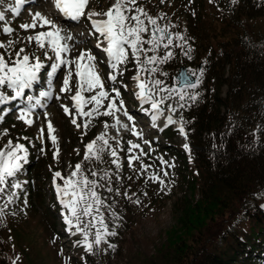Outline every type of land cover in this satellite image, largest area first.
<instances>
[{
    "label": "rangeland",
    "instance_id": "rangeland-1",
    "mask_svg": "<svg viewBox=\"0 0 264 264\" xmlns=\"http://www.w3.org/2000/svg\"><path fill=\"white\" fill-rule=\"evenodd\" d=\"M34 2L26 0L19 15H14L9 11L11 7L15 6V0H3V3H0V11H4L6 17L4 22H0V32L5 26L13 29L10 34H0V44L7 46L9 41L13 42L12 46L7 49L0 48V53L5 55V59H8V52L14 56L15 52L21 48L25 49L24 54L33 52L35 42H30L28 37L47 29L40 28L39 24L35 29L28 30H24L20 26L26 23L31 24L33 15L39 12L57 24L62 30V35L72 37L71 40L66 41L71 47V51L67 55L68 59H75L81 52L88 51L96 57V71L104 83L103 90L109 93V97H115L116 94L112 89L118 88L120 96L116 99L117 107L120 108L121 100L123 107L115 112L114 116L109 117L95 114L92 117L77 116V124L80 127L73 125L71 120L76 110L71 97L76 91L77 77L73 75L70 82L72 91L61 92L60 89L66 74V69L62 67L56 80L54 79L53 99L51 101L45 99L43 101L45 107L33 111L31 125H27L19 119L18 111L6 113L5 109L8 106L0 109V116H3V119L0 120V144L5 138H10L12 142L16 139L18 143L25 144L29 152L28 162L24 164L23 170L17 177L22 189L13 188L10 190L16 193L11 202L9 192L6 191L5 194L0 195V236L6 240V251L9 254L10 264H81L85 256L90 254L87 253L83 245L78 244L83 239V234L75 232V227L69 231L68 226L64 224L62 213H68L59 204L52 180L55 171H60L62 176L68 177L75 169V164L85 155L84 140L87 137L96 138L104 134H106V139L112 146V150L117 152V157L109 156L112 160L117 159L120 164L119 168L115 164L114 166L120 171L121 167L125 168L127 162V170H133L134 182L132 185L138 181L146 180L149 184V191H154L157 196L158 194L160 196V200L154 205L146 203L142 198L139 199V203H134L138 199H130L132 195L129 196V206L135 211L132 216L133 221L122 242V253L117 255L110 264H170L174 252L169 245V233L176 226L177 213L183 208L184 199L190 196L192 198L190 182L197 180V177L192 170L194 165L189 158L184 156L187 151L183 145L188 143V138L185 139V136L178 132L176 124L169 125L164 129L151 128L154 125L151 119V104L141 105L136 93L139 91L138 83H145L154 94L155 99L165 98L160 103L162 115H172L175 120L182 118L185 124L184 108L180 107L181 102L178 95L170 96L167 91H159L160 87L178 89V82L174 78L176 75L166 72L162 67L161 71L167 75H159L158 70L155 73L140 70L130 49L128 50V63L121 64L116 70L111 69L107 55L102 51V47L106 45H102L100 49L95 47L97 39L102 38L98 33L92 34L91 21L86 16L82 17L79 22L72 21L67 25L62 22L61 14L54 8L55 0H34ZM37 2L41 4L36 5ZM114 3L115 0H90L86 12L103 13L108 11ZM182 3L178 0H137V5L143 8L148 15L162 21L160 27L171 33L173 38L177 33L184 36L187 32L189 24L187 17L184 14L179 16L183 11L185 12L184 8L178 7ZM184 3L193 7L194 0H184ZM43 4H46V8L40 9L39 6L41 7ZM192 11L194 12L195 9L193 8ZM101 18L105 17H94V19ZM142 19H145V24L148 23L146 18L142 17ZM247 25L264 30V18L248 22ZM207 28L209 25L205 29ZM142 38L150 39V33H144ZM163 43H166V40L155 51H148L147 55L158 56L157 50L163 48ZM142 47L150 49L151 45L145 44ZM43 51L37 50L36 55L46 65H49L51 62L46 60ZM141 58H145L143 54ZM198 64L194 59H188L186 66L189 71H197ZM147 67L157 68V65H148ZM43 71L46 72L47 68ZM110 75L117 76L115 84L108 79ZM137 75L140 77L139 81L135 79ZM157 79L162 81L158 87L154 86V81ZM43 89H46V77L44 83L38 85L32 93L25 92V96H38L39 90ZM97 91L99 90L84 92L83 95L88 98L96 94ZM223 91L225 93L226 88ZM7 94L11 95V90H7ZM57 96L59 99H56ZM109 102L110 100L102 101L104 107L100 108L101 113L107 109ZM22 106H26V103ZM93 106L92 104L86 105L84 111H89ZM64 107L69 108V113L64 112ZM125 112L134 119L128 120ZM117 119L120 120L121 126L112 127ZM86 121H89L87 128L84 127ZM49 122L52 123L53 134L57 137L56 145H53L48 138L47 125ZM124 124H127L128 128L122 127ZM133 125L140 135L132 133ZM41 129L44 130L43 140L40 139ZM145 141L149 143H145ZM131 144H139L140 148L129 151ZM42 148L44 151H41ZM57 148L59 154L54 157ZM141 149L147 155H143ZM132 156H138L140 159L132 160L130 166L129 158ZM160 157L169 163H174V167L168 169V177L163 176ZM141 164L150 165V167L141 170ZM113 171L110 170V172ZM153 175H159L166 181L165 191H160L159 183L151 179ZM57 183L63 185V180H57ZM140 183L138 186L142 188H137V191L142 192L141 196L147 198L148 194L144 195L147 193L146 188ZM219 224V222H209L208 227L203 230L202 236L210 235L212 232L214 235ZM74 232L75 235L72 234Z\"/></svg>",
    "mask_w": 264,
    "mask_h": 264
},
{
    "label": "trees",
    "instance_id": "trees-1",
    "mask_svg": "<svg viewBox=\"0 0 264 264\" xmlns=\"http://www.w3.org/2000/svg\"><path fill=\"white\" fill-rule=\"evenodd\" d=\"M178 1L183 2L178 7L185 9L179 16L186 15L189 24L185 41L173 39L174 45L183 43L184 49H158V58L167 51L174 53L167 63L157 65L158 74H163L162 67L176 75L187 64L184 51L190 47L191 59L203 64L204 75L195 90L200 93L198 100L184 107L190 146L184 156L194 165L197 180L190 182L192 198L184 199L169 233L174 252L170 264H264V30L247 25L264 18V0L235 4L232 0H194L193 7ZM157 23L161 26L162 21L157 19ZM94 138L87 137L85 144ZM9 140H3L0 150ZM109 156L106 152L102 160H83L81 165L89 179L103 185L97 191L104 203L96 215L97 220L102 215L109 229L117 232L108 238L115 248L102 245L81 264H110L122 253L135 213L129 206L130 195L152 205L160 200L159 194L149 191L146 180L132 185L133 170H127V162L119 171ZM139 182L147 189V198L137 191L142 188ZM113 212L119 219H114ZM209 222L220 224L214 235L202 236ZM97 227L98 223L90 227V239ZM0 264H10L2 236Z\"/></svg>",
    "mask_w": 264,
    "mask_h": 264
},
{
    "label": "snow or ice",
    "instance_id": "snow-or-ice-1",
    "mask_svg": "<svg viewBox=\"0 0 264 264\" xmlns=\"http://www.w3.org/2000/svg\"><path fill=\"white\" fill-rule=\"evenodd\" d=\"M238 0H232V3H237ZM3 3V0H0ZM26 3V0H15V6L11 7L9 11L14 15H19L21 7ZM90 0H55L54 8L58 13L62 14L64 18H69L72 21L79 22L82 17H87L91 21L92 34H99L102 39H97L95 47L100 49L102 45V51L106 53L108 64L111 69L116 70L121 64L128 63V50H131V55L135 59L137 65L142 71H149L155 73L158 69L156 67L148 68V65H162L167 63L174 55L172 51H167L162 57L156 55L148 56V51H155L163 43L164 49H169L170 46L184 49V44H175L172 34L165 28L158 25L157 19L148 15V13L137 5V0H115L114 5L106 12L100 13L96 11H88ZM105 17L101 19H94V17ZM146 18L147 24H145ZM6 20L5 12L0 11V22ZM39 24L40 28H47V30L39 31L34 36H29L30 42H35V49L31 54H24L25 49L21 48L15 52L14 56L11 52H8V59H5V55L0 53V109L5 111H18L19 119L25 124L31 125L33 120L31 119L34 109L37 107H45L43 101L45 99L51 101L53 99V81L57 78L59 70L63 67L66 69V74L63 79V86L61 92L72 91L70 82L73 75L77 77L76 91L71 97L74 102L75 114L71 120L73 125L80 127L77 124V116L92 117L95 115H103L105 117L114 116L115 112L119 111L123 107V101H120V108L117 107L116 99L120 96L118 88H113L115 97H109V93L104 91V83L101 80L100 75L96 71L95 60L96 57L88 52H81L75 59H68L67 55L71 51V47L67 40H71L70 35H62V30L52 20H49L41 13L37 12L33 15L31 24H23L20 27L24 30L35 29ZM149 25L151 26L149 28ZM13 31L11 27L5 26L0 34L7 35ZM150 33V39H143L144 33ZM176 40L185 41V38L179 33L176 34ZM12 41L8 42V45L0 44V48H6L12 46ZM151 45L150 49H145L142 45ZM37 50H44L43 55L47 61L51 63L46 65L41 61L40 57L36 55ZM192 49L189 47L184 51V55L191 59ZM145 57L144 59L141 56ZM47 68V71L44 72ZM167 75V73H163ZM204 75V68H200L197 71H190L184 74V85L182 88L166 89L159 88L160 92L167 91L169 95L177 94L178 99L181 102L180 107H186L189 102L195 103L200 93L195 91L202 82ZM46 77V89L39 90L38 96L27 95L26 90H34L37 85L45 82ZM190 77H195L194 81L190 80ZM108 79L115 84L117 80L116 75H110ZM140 80L139 75L135 77ZM162 81L157 79L154 81V86H160ZM137 87L139 91L136 93L141 105L150 103L152 116L151 119L155 122L162 110L160 109V103L165 98L157 100L154 98V94L147 85L143 82L138 83ZM7 90H11V95L7 94ZM96 94L86 98L84 92L96 91ZM59 99V96L56 97ZM103 100H110L107 104V109L100 112V108L104 107ZM18 102V103H13ZM26 103V106H22ZM88 104L94 105L89 111H84V107ZM175 111V109H172ZM64 112L69 113V108L64 107ZM128 116L127 112L124 113ZM45 115H47L45 113ZM3 116H0V120ZM131 116H128V120H132ZM89 121H86L84 127L87 128ZM178 125V132L187 138V133L184 127V121L173 119L172 115L167 116L166 125ZM119 119L112 127L120 126ZM108 127V125H105ZM124 128H128L127 124L122 125ZM48 138L53 145L57 143V137L53 134L54 129L51 122L47 125ZM43 129H41L40 139H44ZM134 135H140L136 132L135 126L131 129ZM26 139V138H25ZM145 143H149L145 141ZM140 148L139 144H131L129 151L132 149ZM183 148L190 153V146L188 143H184ZM41 151H44L42 148ZM109 152L111 157H117V152L112 150V146L106 139V134L97 136L94 140L86 145V152L84 155L85 161L102 160L103 154ZM147 155V153H143ZM59 150L57 148L54 152V157H57ZM28 148L23 143H15L11 140L7 142L4 150H0V195L9 192V199L11 202L12 197L16 196V193L10 190L22 189V185L17 181L18 174L23 170L24 164L28 162ZM140 159L138 156H132L129 158V165L131 166L132 160ZM160 159V165L162 166L163 176L168 177V169L174 167V163L165 161L162 157ZM112 163L117 168L120 167L117 159H113ZM150 165L141 164V170H146ZM91 175L95 177L97 173L91 172ZM107 175V174H105ZM105 177H100V180H104ZM153 181H156L160 185V191H165L167 183L159 175H153L151 177ZM57 180H63V185L57 183ZM53 187L56 192L57 199L60 206L66 210L68 214L62 213L63 222L68 226V230L71 231L75 227V232L83 234V239L78 244L83 245L87 253L94 254V249H98L102 245H107L109 249H114L115 245L108 241L109 237L117 235V232L109 229L105 224L103 216L100 215L97 220L100 207L104 201L98 194L97 189L103 187L95 179H89L85 174L80 163L75 164V169L71 171L68 177L62 176L60 171H55L52 180ZM109 192H112V188H108ZM144 195H147L145 193ZM264 195V194H262ZM139 203V200L134 201ZM264 207V205H262ZM92 217V221L85 222L84 218ZM114 219H119L113 212ZM98 223L100 227H97L94 234L90 239V227H95V223ZM81 224L84 226L81 227ZM75 232L72 233L75 235Z\"/></svg>",
    "mask_w": 264,
    "mask_h": 264
},
{
    "label": "bare ground",
    "instance_id": "bare-ground-1",
    "mask_svg": "<svg viewBox=\"0 0 264 264\" xmlns=\"http://www.w3.org/2000/svg\"><path fill=\"white\" fill-rule=\"evenodd\" d=\"M54 1V0H53ZM39 4H41V3H38L37 2V4L36 5H39ZM46 4H43V5H41V7L39 6V8L41 9L42 7L43 8H46V6H45ZM42 8V9H43ZM61 18V17H60ZM61 20H62V22L64 23V24H71L70 22L68 23V21H66L65 19H63V18H61ZM43 29H47V28H43ZM38 86V85H37ZM36 86V87H37ZM138 88V87H137ZM34 90H36V88L34 89ZM34 90H26V92H28V93H32ZM161 104H160V109L162 110V108H161ZM167 116V115H166ZM166 116H164V115H160L159 116V118L154 122V125H153V127H151V128H159V129H162V128H165V127H168L169 125H166V120H167V117ZM134 119V118H133ZM173 119H174V116H173ZM137 121V120H136ZM134 122V121H133ZM148 124V123H147ZM121 126V125H120Z\"/></svg>",
    "mask_w": 264,
    "mask_h": 264
},
{
    "label": "water",
    "instance_id": "water-1",
    "mask_svg": "<svg viewBox=\"0 0 264 264\" xmlns=\"http://www.w3.org/2000/svg\"><path fill=\"white\" fill-rule=\"evenodd\" d=\"M199 68H201V65L199 66ZM188 69L186 66H181L179 69V72L176 76V80L178 81V88H182V86L184 85L185 81H184V74L188 73ZM195 77H190V80L194 81Z\"/></svg>",
    "mask_w": 264,
    "mask_h": 264
}]
</instances>
